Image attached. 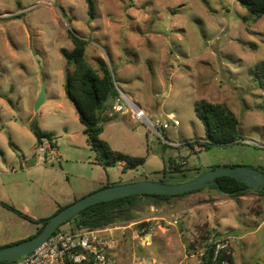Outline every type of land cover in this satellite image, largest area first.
Here are the masks:
<instances>
[{
	"label": "rangeland",
	"instance_id": "374dc122",
	"mask_svg": "<svg viewBox=\"0 0 264 264\" xmlns=\"http://www.w3.org/2000/svg\"><path fill=\"white\" fill-rule=\"evenodd\" d=\"M93 2L90 18L85 0H0V247L28 239L35 222L104 186L179 184L213 167L264 173V80L253 71L264 65V16L253 23L235 0ZM69 33L87 42L84 59L93 70L100 73L98 57L112 69L118 95L151 121L169 123L161 131L167 140L191 141L197 150L167 146L131 114L108 111L99 138L144 163L96 165L64 93L60 50H72ZM42 88L45 102L35 110ZM201 101L236 115L239 143L202 148ZM32 126L54 135L49 161L38 159ZM182 161V172L173 171ZM244 195L232 199L206 187L159 207L144 202L134 221L148 222L149 230L125 223L105 232L110 255L119 264H201L202 237L210 232L230 239L235 264H264V195Z\"/></svg>",
	"mask_w": 264,
	"mask_h": 264
},
{
	"label": "trees",
	"instance_id": "16d2710c",
	"mask_svg": "<svg viewBox=\"0 0 264 264\" xmlns=\"http://www.w3.org/2000/svg\"><path fill=\"white\" fill-rule=\"evenodd\" d=\"M235 1L240 7L246 10L253 23L264 16V0ZM85 2L88 7L87 13L92 18L95 14L94 2L93 0H85ZM68 37L73 46L72 50H60L62 57L66 61L65 81L63 85L64 93L68 101L73 105L79 123L84 127L82 133L87 146L94 153V163L102 167H109L120 163L125 164V168H135L142 165L144 163L143 157H132L114 151L105 141L99 138L103 130L104 115L108 111H111L112 107V105L107 106L106 103L110 98L113 99L117 95L113 84V71L100 57L96 58L100 73L93 70L84 59L87 42L70 33ZM253 71L255 78L259 82H263L264 65L257 64ZM195 114L205 130L203 149H208L212 146L237 144L241 140L239 120L226 106L201 101L195 106ZM32 132L38 145L44 138L49 141L54 139L52 133L42 131L35 126H32ZM189 147L192 146L189 145ZM170 170V168L167 170L164 168L160 173L163 176H167ZM172 170L182 172L179 166L173 167ZM202 173L198 172L197 175ZM160 182L165 183L162 180ZM216 182L218 187L223 191V194L228 195L232 199H238V197L248 193L243 183L237 182L232 178L220 177L216 179ZM105 187L108 186H104L103 188ZM209 188L218 192L215 186H210ZM252 191L264 195L263 190L256 189ZM186 194L188 193L176 196L132 195L113 201L101 202L82 210L66 223H70V231L79 229L96 230L118 224H129L136 222L134 221L136 219V213L144 202L150 206L159 207L164 204H169L175 197H181ZM65 207H59L55 214ZM21 217L27 219L26 216L21 215ZM47 220L35 222V224H39L40 226L36 233L29 238L39 234ZM61 226L55 232L61 231ZM135 226H138L139 229L142 228V230H149L148 222H141L135 224ZM212 235L213 233L207 232V237H202L204 247L203 254L201 255V264H235L231 249L229 251H221L215 255L216 242L225 237L218 233ZM210 237H212L211 242L208 241Z\"/></svg>",
	"mask_w": 264,
	"mask_h": 264
},
{
	"label": "built area",
	"instance_id": "2783aa9c",
	"mask_svg": "<svg viewBox=\"0 0 264 264\" xmlns=\"http://www.w3.org/2000/svg\"><path fill=\"white\" fill-rule=\"evenodd\" d=\"M120 95L117 92L116 97L112 99L111 112L113 114H131L135 120L144 123L148 128L152 129L163 144L167 146L176 148L189 147L192 143L189 141L176 144L167 140L161 131L164 132L169 128L168 122L164 123L158 119L151 121L141 107L127 99L123 94ZM167 117L168 121L174 119L173 114H169ZM37 154L38 159L44 162L49 161L55 154L52 142L44 138L38 145ZM185 164L186 161H182L175 164V166ZM133 223L138 224L136 222ZM129 224L132 225V223ZM118 225L96 230L79 229L75 231L61 230L55 232L47 241L31 253L1 264H119L107 252L109 245L103 239L105 232L116 229ZM211 239L212 237L208 241L211 242ZM230 246V239L228 237L218 240L215 244V255L221 251H229ZM130 264H146V262L133 260Z\"/></svg>",
	"mask_w": 264,
	"mask_h": 264
},
{
	"label": "water",
	"instance_id": "95a60500",
	"mask_svg": "<svg viewBox=\"0 0 264 264\" xmlns=\"http://www.w3.org/2000/svg\"><path fill=\"white\" fill-rule=\"evenodd\" d=\"M44 102V89L42 88L35 103V110H38ZM111 104L112 98L107 101L106 105L110 106ZM220 177H229L237 182L243 183L247 191L256 189L264 191V173L244 166L217 167L179 184L170 185L160 181H139L123 185L108 186L92 192L60 210L46 221L42 231L34 237L0 248V263L14 260L31 253L47 241L62 224L68 222L82 210L95 204L132 195L148 194L176 196L210 186H215L218 192L223 194V191L218 187L216 182V179Z\"/></svg>",
	"mask_w": 264,
	"mask_h": 264
},
{
	"label": "crops",
	"instance_id": "0c3cea01",
	"mask_svg": "<svg viewBox=\"0 0 264 264\" xmlns=\"http://www.w3.org/2000/svg\"><path fill=\"white\" fill-rule=\"evenodd\" d=\"M105 116H107V115H104V117ZM109 116V115H108ZM110 117V116H109ZM132 117V116H131ZM133 118V117H132ZM134 119V118H133ZM83 129H84V127H83ZM83 131V130H82ZM189 150H195V149H193V148H191V147H189ZM23 158V157H22ZM121 166H123L122 164H120ZM245 197V195L244 196H242L241 198H244ZM259 228V227H258ZM257 228V229H258ZM103 239L104 240H106L107 241V239H106V235H103ZM108 242V241H107ZM108 245H109V249H110V243L108 242ZM0 248H2V247H0ZM108 253H109V255H110V252H109V250L107 251ZM111 256V255H110ZM112 258H114L113 256H111ZM115 259V258H114ZM116 260V259H115ZM116 262H117V260H116ZM147 264V263H146Z\"/></svg>",
	"mask_w": 264,
	"mask_h": 264
}]
</instances>
